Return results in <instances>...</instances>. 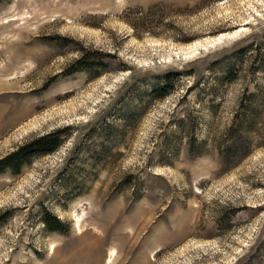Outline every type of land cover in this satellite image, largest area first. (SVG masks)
<instances>
[{"label":"rangeland","instance_id":"374dc122","mask_svg":"<svg viewBox=\"0 0 264 264\" xmlns=\"http://www.w3.org/2000/svg\"><path fill=\"white\" fill-rule=\"evenodd\" d=\"M59 130L0 264H264V0H0V161Z\"/></svg>","mask_w":264,"mask_h":264},{"label":"trees","instance_id":"16d2710c","mask_svg":"<svg viewBox=\"0 0 264 264\" xmlns=\"http://www.w3.org/2000/svg\"><path fill=\"white\" fill-rule=\"evenodd\" d=\"M153 8L156 9L158 7L155 6ZM133 14L137 18L136 19L137 21L134 22L129 21V24L134 29V32H138V31L139 33L141 31L147 32L154 27L155 22L157 21L154 20L156 18L155 16H153V20H152L151 19L152 17L150 16L148 17L141 10L139 12H134ZM88 64H89L88 61L82 63L79 69L87 68V66H90ZM235 72L236 71L232 70L229 75L233 76ZM181 74L182 72L176 73L178 78L182 77ZM170 90H171V83L170 81H168L166 85L154 88L152 90V94L154 97H157L159 99H164L170 94ZM257 114H258V108H255L252 111V115L250 120L248 121V124L255 123ZM65 132H66L65 130L55 131L53 133L41 136L35 140H32L20 146L14 153H12L8 157L0 161V173H4L5 171L19 172L24 165L30 163L33 159L40 156L53 154L61 146L62 144L61 138L62 136H65L64 135ZM230 156H232V154L224 157L223 162L227 164ZM241 158H244L243 155L241 156ZM3 220L0 219V226L4 223ZM45 222L49 225V229L52 231H56L57 227L59 226L58 222L53 220V218L49 213L45 214Z\"/></svg>","mask_w":264,"mask_h":264},{"label":"bare ground","instance_id":"6f19581e","mask_svg":"<svg viewBox=\"0 0 264 264\" xmlns=\"http://www.w3.org/2000/svg\"><path fill=\"white\" fill-rule=\"evenodd\" d=\"M219 43H221V42H219ZM197 51H198V49L194 50L195 53H197ZM52 249H53V248H52ZM53 250H54V249H53ZM115 254H116L115 251H113V252L111 253L110 256L113 257Z\"/></svg>","mask_w":264,"mask_h":264}]
</instances>
